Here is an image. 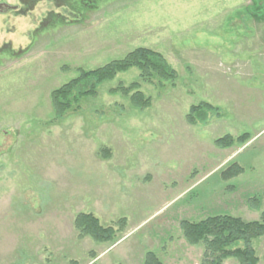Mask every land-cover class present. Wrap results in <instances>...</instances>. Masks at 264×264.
I'll list each match as a JSON object with an SVG mask.
<instances>
[{"label":"rangeland","instance_id":"1","mask_svg":"<svg viewBox=\"0 0 264 264\" xmlns=\"http://www.w3.org/2000/svg\"><path fill=\"white\" fill-rule=\"evenodd\" d=\"M28 1L30 12L0 16V264H142L147 252L162 264H200L203 247L184 241L181 221L258 220L264 0H91L92 8L86 0ZM137 48L164 56L174 86L140 83L131 69L54 120L53 90ZM132 83L148 108L111 93ZM201 102L221 117L189 126L188 110ZM243 134V146L214 145ZM231 163L243 173L222 182ZM80 213L105 227L125 219L124 230L112 244L78 239ZM253 247L264 264V237Z\"/></svg>","mask_w":264,"mask_h":264},{"label":"trees","instance_id":"2","mask_svg":"<svg viewBox=\"0 0 264 264\" xmlns=\"http://www.w3.org/2000/svg\"><path fill=\"white\" fill-rule=\"evenodd\" d=\"M136 69L140 83L164 88L166 84L174 86L176 72L162 54L147 48H137L120 60L111 61L93 70H79L76 78L50 93V105L54 120L63 119L69 112H78L84 98H94L100 85L112 81L118 74ZM139 83L129 87L118 86L111 93H120L128 97L133 108L143 110L151 105V100L139 91ZM219 108L201 102L191 106L185 117L189 126H206L213 118L219 119ZM250 140L249 134L237 138L225 135L214 141L218 149H228L234 145L243 146ZM243 173L237 163H231L222 170L219 178L230 181ZM252 210H259L256 198L248 200ZM125 219L115 226L105 227L93 214L80 213L74 218L73 227L78 239L90 238L98 244H112L124 230ZM179 228L184 241L191 247H203L200 264H223L234 260L237 264H259L253 242L264 237V210L258 220L246 222L230 215L208 216L200 221L183 220ZM142 264H162L153 252L145 253Z\"/></svg>","mask_w":264,"mask_h":264},{"label":"flooded vegetation","instance_id":"3","mask_svg":"<svg viewBox=\"0 0 264 264\" xmlns=\"http://www.w3.org/2000/svg\"><path fill=\"white\" fill-rule=\"evenodd\" d=\"M17 2H19V4L14 5L13 4V0L9 1V0H0V16L2 15H7V14H13V13H21L19 12L21 9H26L29 8V1L24 2V0H16ZM87 3H82L81 5H85L87 7H93V5L90 4L91 0H86ZM91 5V6H89ZM35 6V2L34 4H32L31 9H29L28 12H30L32 10V8ZM65 11L70 12V11H74L72 8H68L65 9ZM27 12V13H28ZM25 14V13H22ZM69 15L71 16H76L74 13H70ZM64 17V16H63ZM65 18V17H64ZM74 18V17H73ZM46 22V21H45ZM43 26H45V23L43 24Z\"/></svg>","mask_w":264,"mask_h":264}]
</instances>
